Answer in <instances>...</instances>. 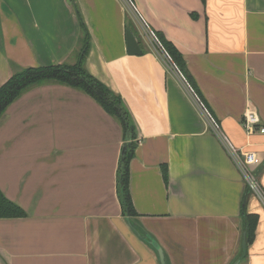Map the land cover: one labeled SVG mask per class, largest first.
<instances>
[{"label": "crops", "instance_id": "obj_1", "mask_svg": "<svg viewBox=\"0 0 264 264\" xmlns=\"http://www.w3.org/2000/svg\"><path fill=\"white\" fill-rule=\"evenodd\" d=\"M182 54L214 124L155 54L123 0H0V88L18 71L75 65L120 95L135 126L130 193H118L123 125L92 97L32 88L0 118V190L24 218L0 219V264H264V203L215 128L244 153L264 191V0H131ZM132 23V28L129 26ZM141 55L127 52V29ZM257 216L246 246L245 217Z\"/></svg>", "mask_w": 264, "mask_h": 264}, {"label": "trees", "instance_id": "obj_2", "mask_svg": "<svg viewBox=\"0 0 264 264\" xmlns=\"http://www.w3.org/2000/svg\"><path fill=\"white\" fill-rule=\"evenodd\" d=\"M202 1L205 2L206 0ZM129 26L131 28L133 27L131 22H129ZM154 33L167 55L202 101L198 88L188 72L182 54L174 44L168 41L163 35L157 34L156 32ZM88 49L89 35L85 31L83 46L78 56V62L75 65L28 68L16 72L11 79L0 88V118L8 107L24 93L44 84L68 86L92 97L109 115L115 117L123 125L125 143L129 142V147L125 160H122V156L120 160L118 193L124 213L129 217H135L137 214L130 193V162L134 157L136 149V144H134V122L122 97L114 93L87 71L85 61ZM24 217H26L25 211L17 204L10 201L0 190V219ZM257 223V216L248 215L245 217L247 246L251 245L255 239Z\"/></svg>", "mask_w": 264, "mask_h": 264}, {"label": "built area", "instance_id": "obj_3", "mask_svg": "<svg viewBox=\"0 0 264 264\" xmlns=\"http://www.w3.org/2000/svg\"><path fill=\"white\" fill-rule=\"evenodd\" d=\"M123 1L125 3V6L129 14L134 17L135 24L143 28L142 33L146 37L148 43L151 45L152 50L155 52V54H157L159 58H161V60L164 62L167 68L171 70V72L174 73L179 78V81L186 90L187 94L195 102L197 107L200 108L201 112L205 115L206 120L210 124H213L214 126L215 124L208 110L205 108L204 104L197 96L195 91L192 89L190 84L187 82L185 77L180 73V71L173 63V61L167 55L166 51L160 44L156 34L153 32V30L149 29V27L145 26L139 20V17L136 14L135 7L132 1L131 0H123ZM261 125H262V121L257 113L247 112L245 114L244 122H243V126L245 130H247L248 132H254L257 129L260 130V133L264 134V128L261 127ZM218 129L219 128L216 127L215 131L217 133V136L219 137V140L221 141L222 145L224 146L229 156L239 167V170L241 171L243 178L246 181L249 189L252 191L253 194H255V196H257L264 203V191L260 185L257 176L253 173V166L256 164L255 155L253 153H244L238 148H236L232 144V142L227 138V136L223 135Z\"/></svg>", "mask_w": 264, "mask_h": 264}, {"label": "water", "instance_id": "obj_4", "mask_svg": "<svg viewBox=\"0 0 264 264\" xmlns=\"http://www.w3.org/2000/svg\"><path fill=\"white\" fill-rule=\"evenodd\" d=\"M127 52L130 56H138L141 55L142 53L139 42L137 41V38L135 37L134 33L130 28L127 29ZM128 147H129V142H126L123 146L121 153L123 161L125 160ZM132 228L134 232L139 236V238L143 240L148 246H150L155 251V253L157 254V258L159 260V264H167L166 255L160 244L139 225L132 224ZM246 246L247 244L245 239L244 251L246 250ZM234 264H238V261L235 262Z\"/></svg>", "mask_w": 264, "mask_h": 264}]
</instances>
